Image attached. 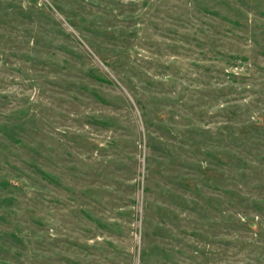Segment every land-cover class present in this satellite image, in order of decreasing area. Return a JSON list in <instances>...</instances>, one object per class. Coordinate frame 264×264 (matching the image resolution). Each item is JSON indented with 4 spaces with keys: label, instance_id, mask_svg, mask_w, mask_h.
I'll return each instance as SVG.
<instances>
[{
    "label": "rangeland",
    "instance_id": "obj_1",
    "mask_svg": "<svg viewBox=\"0 0 264 264\" xmlns=\"http://www.w3.org/2000/svg\"><path fill=\"white\" fill-rule=\"evenodd\" d=\"M0 264H264V0H0Z\"/></svg>",
    "mask_w": 264,
    "mask_h": 264
}]
</instances>
